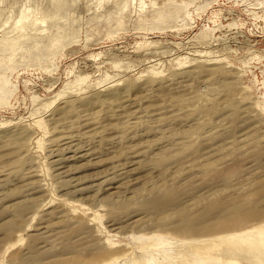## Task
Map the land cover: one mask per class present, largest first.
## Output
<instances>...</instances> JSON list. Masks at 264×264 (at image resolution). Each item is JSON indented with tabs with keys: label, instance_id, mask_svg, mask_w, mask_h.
<instances>
[{
	"label": "rangeland",
	"instance_id": "1",
	"mask_svg": "<svg viewBox=\"0 0 264 264\" xmlns=\"http://www.w3.org/2000/svg\"><path fill=\"white\" fill-rule=\"evenodd\" d=\"M0 62V264L141 252L183 238L139 207L153 193L227 174L193 207L264 181V0H0ZM252 245L212 252L264 264Z\"/></svg>",
	"mask_w": 264,
	"mask_h": 264
},
{
	"label": "bare ground",
	"instance_id": "2",
	"mask_svg": "<svg viewBox=\"0 0 264 264\" xmlns=\"http://www.w3.org/2000/svg\"><path fill=\"white\" fill-rule=\"evenodd\" d=\"M20 19L21 18L19 17L18 21ZM37 45L40 49V55L42 57H45L47 55L48 50L43 46L42 42H38ZM8 67L9 66L6 63L0 62V94L3 95L2 97L3 99L6 96H8L10 92V87L8 82L9 80L7 78V73H6V69ZM169 154L172 155V152H170ZM167 156L169 157L168 154ZM263 158H264V153H263ZM181 162L179 163L181 164ZM213 163L214 162H211V164ZM208 165L210 166V163ZM212 173H214V171ZM217 173L218 172H215L214 174L216 175ZM206 178L207 177H205V179ZM211 178L212 179H210L209 181L206 179L207 181H205L203 184L200 183L191 184L192 182L191 183L189 182L190 184H186V186L184 187L177 185H167L168 184L167 183L165 184L167 185L165 189L166 191L165 194L168 195L167 197L168 199L163 200L160 198L162 197V195H159L158 193H153V196L149 200H147L143 204L141 203L139 206L141 208L143 207L146 208L147 215H149L151 218H154L155 224L157 226H159L160 228L170 229L177 233H181L183 234V238L173 240L167 237L166 240H162L160 237H158V234L154 233L152 234L154 240L152 238V244L151 246L150 245L148 246V242L142 240L144 238L143 235H135V238H137V240L140 243V247L142 248L141 252L129 251L130 253L123 254L121 257L118 255V253H111L107 255L98 252L100 254L97 256L94 255V257L92 258L76 257V259L72 263L58 262L57 264H196L199 262H206L207 264L238 263L241 256H237L236 254L233 255L226 253H219L216 255L212 252V249L217 243H220L222 241H227L230 239L232 240L244 239V238L249 239L253 243L252 247L255 248H259V246L261 247L264 245V218H261L264 216V212L261 210L263 209L264 206V181H262V179L259 178L255 179L253 185H256L254 186V188H258L257 193L251 195V193L254 190L250 191L248 193V197H246L245 199L244 197L240 198L239 195L237 194L228 195L229 193L228 194L225 193L218 197H213V198L207 197L208 199L205 203L198 205L194 204L193 207H189L186 203L187 200L191 198L193 200H198L200 197L201 198L205 197L207 196L206 194H209L211 192H213L212 194H214V191L218 190L219 182L226 181L225 183H227V179H228L227 174H223V172L221 174H217L216 177H211ZM193 181L195 182V180ZM158 188L159 187H157L156 191L159 190ZM118 207H120V205H118ZM22 209L23 208L19 206L17 211L20 212ZM172 212H177V214L173 216ZM86 229L88 230V228ZM8 230L10 231L11 229ZM64 231L65 230H63V232ZM84 233L85 231L83 230L80 234H83L84 239L88 238ZM82 243L83 242L81 241L66 243V244L64 243L65 245H63V248L61 250L62 251L65 250V252L72 254L73 251L77 252L78 250H80V248L82 247ZM93 244L94 243L92 240V244H90L89 246L92 248H96ZM155 244H157V246H155ZM30 247H31L30 253L26 254L25 250H23L24 253L20 252L13 255L11 257L13 262L14 260H17L21 264H29V263L37 264L45 257L47 258L48 256L52 257V255L46 253H45L46 256L45 255L42 256V254L39 255L36 252L37 249L35 248L36 246L34 244H31ZM258 255L259 252L254 253V256H258Z\"/></svg>",
	"mask_w": 264,
	"mask_h": 264
}]
</instances>
